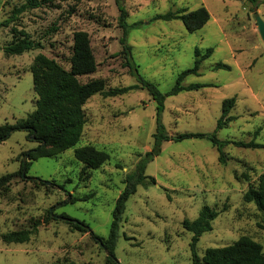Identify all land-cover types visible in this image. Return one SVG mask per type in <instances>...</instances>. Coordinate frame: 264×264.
<instances>
[{"label": "rangeland", "instance_id": "374dc122", "mask_svg": "<svg viewBox=\"0 0 264 264\" xmlns=\"http://www.w3.org/2000/svg\"><path fill=\"white\" fill-rule=\"evenodd\" d=\"M27 1L0 0V22ZM122 5L128 13L126 43L137 69L133 74L121 53L123 29L115 0H53L0 27V46L12 40V27L43 46L12 56L0 50V125L34 111L37 96L28 67L35 55L43 53L69 68L75 31L88 33L97 63L96 71L81 77L82 82L101 78L106 90L136 86L115 97L93 95L84 105L86 122L76 146L31 161L26 173L0 191V264H108L106 252L90 233L108 237L125 178L141 162L155 184L137 186L126 201L114 249L119 264H192L193 233L183 228V221L196 219L204 206L218 216L196 244L201 264L206 249L230 245L241 236L264 250V213L243 200L249 184L264 173V148L233 144L264 145V44L255 23V16L264 22V0L256 5L247 0H122ZM201 6L210 19L192 33L179 20L153 19ZM209 48L213 51L197 73L182 82L204 86L166 95L178 75L193 67L195 49L203 55ZM217 63L229 70L213 69ZM137 75L165 95L160 121L169 135L212 133L222 102L234 97L232 121L216 132L219 140L230 142L223 148L225 162L209 140L195 138L163 141L158 155L147 159L157 127V102ZM37 145L21 130L1 141L0 176L20 171L23 160L30 161L27 152ZM85 145L105 151L109 159L98 169L82 171L73 153ZM60 215L84 222L90 231L73 230ZM36 221L41 224L28 242L1 240L3 233L30 229Z\"/></svg>", "mask_w": 264, "mask_h": 264}, {"label": "trees", "instance_id": "16d2710c", "mask_svg": "<svg viewBox=\"0 0 264 264\" xmlns=\"http://www.w3.org/2000/svg\"><path fill=\"white\" fill-rule=\"evenodd\" d=\"M53 0H28L25 4L16 9L12 16L3 22H0V27H7L10 23L17 20L19 13L28 9H34L43 5L52 4ZM252 5H256L257 0H247ZM119 10V25L123 29L121 38L122 50L125 55L126 63L129 66L130 73H136L137 69L133 63L131 47L126 43V35L128 24L126 19L128 13L122 5V0H115ZM153 19H161L165 21L179 20L182 22L185 29L189 32H195L201 29L210 19L208 10L201 6L193 11L186 9L178 11H169L162 15H157ZM12 40L4 46H0V50L7 56L21 55L25 52L42 49L40 41H35L24 30H18L16 27L11 29ZM213 49L209 48L205 54L200 55L198 49H195V61L193 67L182 71L175 82V85L166 95H174L181 91L196 90L204 85L190 84L182 85L184 78L189 74H196L203 59L207 58ZM69 68H64L58 61L49 58L43 53H38L32 59L28 70L32 75L33 91L37 98L35 101V109L25 118L19 119L14 123H4L0 125V142L6 140L10 134L16 130L25 131L28 136H31L38 145L36 148L27 152L29 162L22 163L21 169L18 172L7 173L0 176V191L6 190L10 181L17 175H22L28 171L31 161L41 157H55L66 150L73 148L78 143L82 136L85 125V103L95 94H100L104 97H115L122 95L133 87H121L105 89V81L101 78H92L86 82L80 80L83 76H88L94 73L97 69V63L93 55L89 35L85 31H75L72 37L71 56L69 58ZM213 69H226L229 66L224 63H217ZM139 81L146 87L153 99L157 102L156 117L157 127L152 135L154 142L152 149L147 152V159H152L160 152V146L163 141H182L185 139H207L217 149L219 160L225 162V154L223 148L229 141H221L217 138L216 132L226 127L232 121L229 116L230 111L235 105V98L225 99L222 102L221 115L217 121L215 130L208 133H181L169 135L164 130L160 121V115L164 107L163 95L157 87L137 75ZM234 145L243 148H264V145L257 144L254 141L250 142H233ZM74 158L79 163L83 164L82 171L85 169H98L108 159L109 155L105 151L98 150L92 145H85L74 149ZM137 170L133 174H128L125 178V187L120 192L115 202V207L112 212V222L108 237L103 240L97 237L93 232L91 236L106 252V261L108 264H119L115 260L114 249L118 238L119 224L122 221V216L125 211L126 201L136 193L137 186L145 187L148 183L155 184L153 177H148L144 174L145 162L137 165ZM148 179V180H147ZM76 199L72 198V203ZM243 200L248 203H253L256 209L264 213V173H261L256 181L249 184L247 190L243 194ZM51 216V214H49ZM218 216V212L213 208L204 206L196 219L193 221L184 220L183 228L193 233L190 244L192 254V264H201V260L196 253V244L199 237L210 231L211 221ZM57 217V216H56ZM73 230L86 233L90 229L84 222L74 221L65 215H60ZM48 219H46L47 221ZM41 222L36 221L30 229L14 230L3 233L1 240L5 243H26L30 237L38 230ZM202 262L205 264H264V250L260 243L254 241L248 236H241L230 245L219 248H208L205 250L202 257ZM63 264H79L73 261H66Z\"/></svg>", "mask_w": 264, "mask_h": 264}, {"label": "water", "instance_id": "95a60500", "mask_svg": "<svg viewBox=\"0 0 264 264\" xmlns=\"http://www.w3.org/2000/svg\"><path fill=\"white\" fill-rule=\"evenodd\" d=\"M255 23H256L259 36L264 44V22L261 20L259 16H255ZM23 163H25V159L23 160Z\"/></svg>", "mask_w": 264, "mask_h": 264}]
</instances>
